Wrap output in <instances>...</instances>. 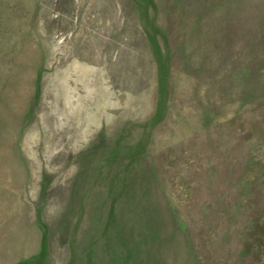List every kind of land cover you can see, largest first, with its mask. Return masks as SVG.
Returning a JSON list of instances; mask_svg holds the SVG:
<instances>
[{"label": "rangeland", "instance_id": "374dc122", "mask_svg": "<svg viewBox=\"0 0 264 264\" xmlns=\"http://www.w3.org/2000/svg\"><path fill=\"white\" fill-rule=\"evenodd\" d=\"M0 264H264V0H0Z\"/></svg>", "mask_w": 264, "mask_h": 264}]
</instances>
